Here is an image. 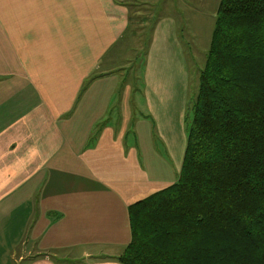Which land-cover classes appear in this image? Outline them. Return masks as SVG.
<instances>
[{"label": "crops", "instance_id": "obj_1", "mask_svg": "<svg viewBox=\"0 0 264 264\" xmlns=\"http://www.w3.org/2000/svg\"><path fill=\"white\" fill-rule=\"evenodd\" d=\"M133 1L0 0V264H119L128 207L177 179L181 159L169 177L151 138L166 148L172 137L170 158L187 85L142 81L140 67L131 80L124 68L96 73L106 53L119 54ZM159 40L149 48L150 74L166 70L159 53L181 49ZM27 198L37 202L29 221ZM25 231L34 255L17 254ZM55 247L63 254L52 260L45 252Z\"/></svg>", "mask_w": 264, "mask_h": 264}, {"label": "trees", "instance_id": "obj_2", "mask_svg": "<svg viewBox=\"0 0 264 264\" xmlns=\"http://www.w3.org/2000/svg\"><path fill=\"white\" fill-rule=\"evenodd\" d=\"M198 80L179 178L128 207L120 264H264V0L219 1Z\"/></svg>", "mask_w": 264, "mask_h": 264}, {"label": "rangeland", "instance_id": "obj_3", "mask_svg": "<svg viewBox=\"0 0 264 264\" xmlns=\"http://www.w3.org/2000/svg\"><path fill=\"white\" fill-rule=\"evenodd\" d=\"M219 1L220 0H141L140 3L132 2V7L129 9L131 22L128 26V30H126L127 32H124L122 39H119L120 41L118 40L119 47L117 49L119 50V54L106 53L100 60V65L98 66L100 68H97L98 70L96 71V73L100 75L105 71L108 72V68L103 70L104 67H112L110 71L124 68L132 72L131 75L126 78V80H131V78L137 76L136 73L139 74L137 71H139L138 69L140 67L142 81H154L153 78L158 76L155 81L180 82L182 85L180 90L183 92H185L184 86L187 85L188 99L186 100L187 95H185L184 98L186 100V106H179L181 113L183 111L185 114L184 116L182 115L179 117L180 120L177 121V123L179 122V126L178 124L174 126V129L177 131L175 133L176 135L173 137L175 138L174 146L177 148L173 153H171L170 158L167 156L166 148L167 145L170 147L169 141L172 140V137H169L166 140V148L164 147L161 138H159L156 133H154L155 136L153 135L151 138V143L153 144L154 148L168 164L166 167V174L169 177H172V172L175 175L177 174L176 164L180 159L181 161L178 163V172L181 170L184 153L183 145H185L184 136L187 134L188 125L192 119L193 104L196 101L195 99L198 93V78L200 71L203 70L205 66L206 55L208 52L215 14L219 5ZM157 28H160V31L156 32ZM163 30L165 31L163 38L173 45H178L181 49L180 51L175 50L174 56L172 57L167 56L165 53H159L161 56L157 58L160 59V64H163L164 68L166 70L168 69V71L165 70L164 73L160 74H150L148 73V68L146 65L149 52L151 50L149 49L151 47V41L155 37H160L159 41H161L163 39ZM169 48L171 49L170 46ZM172 59L177 63L171 65ZM149 69H152V67H149ZM90 77L91 76H88V78ZM89 82L90 81L84 84L83 89H85V91L88 90V86L92 84ZM142 89L145 90L143 87ZM101 94H103L102 91ZM185 100H182L181 102ZM165 107L168 108L170 105L166 104ZM146 108L147 107L145 105L142 106L141 109L143 113L146 111ZM176 108L177 106L175 105V110ZM102 109H104L103 106ZM162 147L164 148L165 152L163 151ZM170 165L174 170L172 172ZM177 175L178 176L175 181H177L179 178V174ZM23 197L26 198L27 195L23 194ZM24 204L27 208L29 221L30 214L28 209L35 207L37 202H35L33 199L27 198L25 200L23 199L21 202L23 207ZM17 208L19 209V206ZM23 214L21 221L23 220ZM31 229H34V226ZM49 241L55 242V240L51 238ZM16 243H19L17 246L18 248L16 249L17 254H20L25 248L26 250L29 249V251H32L34 255L35 250L32 248L33 243L30 239L28 231L20 233L16 238ZM55 243L53 245H55ZM58 248L59 247H55L53 250H47L45 254L48 258L53 260V253L63 254ZM123 250L124 248L119 251L118 255H120ZM29 262L30 259H27L24 262H16V264H29Z\"/></svg>", "mask_w": 264, "mask_h": 264}]
</instances>
